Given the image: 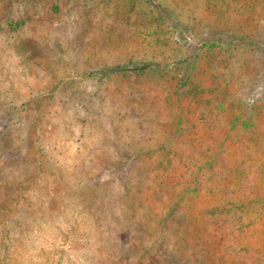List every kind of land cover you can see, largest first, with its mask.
<instances>
[{
    "label": "rangeland",
    "instance_id": "374dc122",
    "mask_svg": "<svg viewBox=\"0 0 264 264\" xmlns=\"http://www.w3.org/2000/svg\"><path fill=\"white\" fill-rule=\"evenodd\" d=\"M240 131L264 134V0H0V264H228L264 214L165 219L155 174Z\"/></svg>",
    "mask_w": 264,
    "mask_h": 264
},
{
    "label": "trees",
    "instance_id": "16d2710c",
    "mask_svg": "<svg viewBox=\"0 0 264 264\" xmlns=\"http://www.w3.org/2000/svg\"><path fill=\"white\" fill-rule=\"evenodd\" d=\"M151 68L164 70L167 66L144 63L134 69L145 71ZM230 146L225 153L222 150L209 151L211 161L206 164L167 167L163 173L155 174L156 179H160L159 189L168 202L165 219L180 213L189 216L191 223L195 224V216L235 214L243 215L254 224L251 215L264 214V134L253 131L232 133ZM206 153L200 156H207ZM257 236L258 230L254 234L233 233L228 239L221 237L216 246H222L226 240L231 246H240L248 238L252 249L239 251L228 264H264V241L254 239ZM211 241V238L205 240Z\"/></svg>",
    "mask_w": 264,
    "mask_h": 264
}]
</instances>
